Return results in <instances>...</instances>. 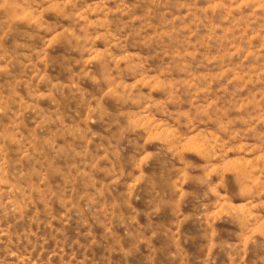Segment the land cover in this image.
Listing matches in <instances>:
<instances>
[{"label":"rangeland","instance_id":"1","mask_svg":"<svg viewBox=\"0 0 264 264\" xmlns=\"http://www.w3.org/2000/svg\"><path fill=\"white\" fill-rule=\"evenodd\" d=\"M0 264H264V0H0Z\"/></svg>","mask_w":264,"mask_h":264}]
</instances>
